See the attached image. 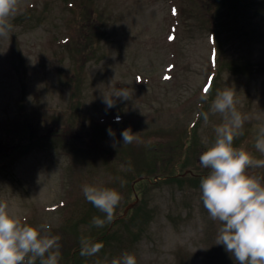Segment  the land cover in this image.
Wrapping results in <instances>:
<instances>
[{"label": "rangeland", "instance_id": "obj_1", "mask_svg": "<svg viewBox=\"0 0 264 264\" xmlns=\"http://www.w3.org/2000/svg\"><path fill=\"white\" fill-rule=\"evenodd\" d=\"M207 1L80 0L70 8L67 0H20L11 37L0 38V129H31L38 141L43 139L2 158L0 202L24 222L47 223L61 236L60 264H69L81 237L107 228V234L118 232L119 237L100 239L104 247L80 264H111L124 252L134 253L137 264H236L223 245H216L220 222L209 218L200 185L190 182L188 169L208 172L199 156L213 142L222 117L209 115L205 123L201 113L225 87L236 90L237 108L250 118L234 146L244 145L264 158L254 147L252 131L264 121V0H241L236 12L214 13L206 9ZM83 36L93 42L78 58L75 49ZM67 40L71 52L64 46ZM75 58H82V66L75 65ZM220 61L248 63L250 72L218 68ZM79 67L81 89L76 93L68 75ZM113 87L131 88L133 96L114 98L115 107L106 109L103 96ZM75 114L79 125L69 127ZM191 128L201 153L183 168L175 167L181 140ZM125 129L135 137L147 135L140 137L143 153L123 143ZM2 140L3 153L7 145ZM100 146L115 152V161L120 158L119 165L131 170L113 168ZM152 146L160 174L142 191L135 187L139 179L130 183L127 174L154 159ZM170 168L177 169L179 183L163 180L162 172ZM250 171L264 175V168ZM85 184L120 191L116 220L132 217L135 206L149 214L141 220L139 236L133 239L121 223L114 225L115 219L102 228L92 226L93 216L104 215L95 207L89 209L88 222H80L82 205L77 204ZM73 207L76 229L65 224Z\"/></svg>", "mask_w": 264, "mask_h": 264}, {"label": "clouds", "instance_id": "obj_2", "mask_svg": "<svg viewBox=\"0 0 264 264\" xmlns=\"http://www.w3.org/2000/svg\"><path fill=\"white\" fill-rule=\"evenodd\" d=\"M20 0H0V38H10ZM139 82V80L137 81ZM131 88H115L103 96L106 109L115 107L116 99L130 100ZM116 98V99H114ZM207 102L208 96H202ZM237 92L231 87L218 90L209 110L201 113L205 123L209 115L219 114L222 123L214 127V140L199 156L200 166L208 170L201 178L203 207L213 221H219L216 245H223L236 264H264V175L250 170L264 168V158H257L244 145L234 146V140L244 135V124L250 118L238 110ZM259 119V118H257ZM120 118H116L119 122ZM254 147L264 155V121L253 125ZM109 135H113L109 130ZM123 143L137 138L129 130L121 133ZM121 171L131 170L120 166ZM121 181V187H123ZM85 199L103 218L93 216L91 225L102 228L111 223L123 197L112 187L85 184ZM61 236L53 234L47 223L31 225L24 222L8 203L0 202V264H60ZM104 247L89 237L80 238V255L95 256ZM111 264H137L134 253L124 252Z\"/></svg>", "mask_w": 264, "mask_h": 264}, {"label": "trees", "instance_id": "obj_3", "mask_svg": "<svg viewBox=\"0 0 264 264\" xmlns=\"http://www.w3.org/2000/svg\"><path fill=\"white\" fill-rule=\"evenodd\" d=\"M80 0H67L66 4L70 7V8H74L77 6V4L79 3ZM204 3L206 2V0H203ZM80 4V3H79ZM83 4V3H82ZM241 4V0H208L206 5V9H208L209 7L212 8V12L214 13L216 10L221 9V11L224 12H236V10H238V5ZM244 5V4H243ZM242 5V6H243ZM215 30V29H214ZM214 33V31H213ZM215 35V34H214ZM81 45L78 46L77 44H75L76 49H75V55H78V58L84 53V50L86 48V46H92V42H93V38H88L87 36H83V38L81 39ZM70 41L67 40V42H64V46L71 52V48L69 45ZM217 45L219 46V41H216ZM82 58H80V60H76L75 58V65L78 64V62H82L81 60ZM73 67H76V66ZM82 66V63L81 65ZM218 68L221 69H227V70H231L234 73H246L248 74L250 72V66L248 63H228V62H224V61H220L219 64H217ZM77 68V67H76ZM81 70H83L82 67H79V69L77 70H71L70 72V76L68 75V81H71V84L74 85V88H76V93L80 92L81 89V85H80V76H81ZM76 77L78 80L74 81ZM29 120V119H26ZM32 120V119H30ZM37 122V121H36ZM36 122L34 123V126H36ZM79 118L78 115L75 114L74 119L72 120V124L69 127H74V126H78L79 125ZM54 125H51V127ZM49 125V128H51ZM50 130V129H49ZM52 134H55L57 131L54 130V128L52 129ZM3 135V136H1ZM245 135V134H244ZM0 137L2 139H4V141L2 140V144H6L7 145V149L2 153L0 149V161H2V158L6 159V157H10L12 156L14 153H16L18 150L20 149H24L26 148L29 144H33L34 141L36 142H42L43 138H38L36 135L33 134V130L31 129H16V130H6L3 131L2 129H0ZM27 137V138H26ZM44 137V136H43ZM145 138L148 139L147 135H138L136 136L137 140H134L131 145L134 149V152L140 154L144 152V146H145V141L141 138ZM140 140L137 144V141ZM182 143V150H181V154L179 155L177 161L175 162V167L178 168H183V166L187 165L190 163L191 160H193L194 157H196V155H198L199 153H201V151H199L198 146H197V142H196V138H194V130L193 128H191V130L186 134V136L184 138H182L181 140ZM33 146V145H32ZM100 148V152L103 154L104 158L107 159L109 161V163L111 165H113V168H116L117 166L120 169V158H119V162L115 161V157L118 159V156L114 153H112L110 151V149L107 148H103L102 146L99 147ZM143 151V152H142ZM156 147L152 146V152H153V156L154 159H152L151 161H149L147 164L144 165L143 169L141 170H134L135 172H131L129 174H127L128 176V180L129 182H133L139 179V181L137 182V184L135 185V187L137 188H142V191L147 190L152 182V178L158 174H160V166L157 162V159L155 158L156 154ZM10 155V156H9ZM189 170V177H190V182L193 183L194 185H200V181L201 178L206 176L208 174L207 173H203L202 171H196L194 172L192 169H188ZM129 171V170H127ZM163 174V180H175L179 183L180 181V177H176V175L178 174L177 169H173L170 168L168 170L167 173L162 172ZM168 177V178H167ZM143 178V179H142ZM149 179V180H148ZM110 187V186H107ZM113 188V186H112ZM131 190L134 192V187L131 188ZM82 201L80 202V200L78 199V204L77 207L82 205V215L81 217H77L80 218V222H88V213H89V209L94 207L90 202H88L85 197L82 195ZM138 207V211H135L134 215L132 217H130L131 215H127L126 219H118L116 220V215H115V222L114 225L121 223L120 226L123 227L122 230L126 231L127 233L131 232L133 233V239H135L137 236H139V225L144 222V219L147 217V219L149 218V214L147 213H141V208L140 206H135ZM76 210H74V207L72 209H70V211L67 213L66 219H65V224L67 227H69L70 229H76V225H77V221L74 219L75 216H73L76 213ZM133 212V211H132ZM102 217V216H100ZM130 219V220H129ZM133 219V220H131ZM142 220V222H141ZM121 227H116L117 231L121 228ZM115 228V227H114ZM108 229V228H107ZM107 229L102 231V233L97 234L93 237H91V239L93 241H98L100 242V239H105L107 238L109 239H113L116 240L119 236H118V232L115 234H107ZM120 232V231H119ZM70 259H69V264H80L82 263V258L83 256L80 255V243L77 244L70 252Z\"/></svg>", "mask_w": 264, "mask_h": 264}, {"label": "snow or ice", "instance_id": "obj_4", "mask_svg": "<svg viewBox=\"0 0 264 264\" xmlns=\"http://www.w3.org/2000/svg\"><path fill=\"white\" fill-rule=\"evenodd\" d=\"M205 91H207V89H205Z\"/></svg>", "mask_w": 264, "mask_h": 264}]
</instances>
